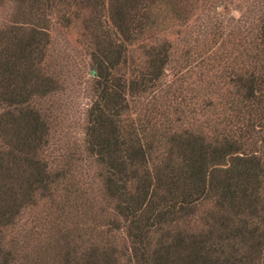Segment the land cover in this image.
Masks as SVG:
<instances>
[{
    "label": "trees",
    "instance_id": "16d2710c",
    "mask_svg": "<svg viewBox=\"0 0 264 264\" xmlns=\"http://www.w3.org/2000/svg\"><path fill=\"white\" fill-rule=\"evenodd\" d=\"M193 6L0 0V264H264V0L152 42ZM76 25L82 77L52 37ZM68 77L91 84L77 143Z\"/></svg>",
    "mask_w": 264,
    "mask_h": 264
},
{
    "label": "rangeland",
    "instance_id": "374dc122",
    "mask_svg": "<svg viewBox=\"0 0 264 264\" xmlns=\"http://www.w3.org/2000/svg\"><path fill=\"white\" fill-rule=\"evenodd\" d=\"M251 1L252 0H193L194 6L193 8H188L186 13L183 14V20L172 21L167 29L164 30V34H155L153 38H151V40L152 42H156L161 38L160 35H163L174 44H176L178 48H182L183 43L181 41L186 39L188 36L192 37L193 34L198 33L199 28L197 29V31L196 28L200 27L201 25L207 24L209 25L211 30L216 29L217 26L218 28L222 27L224 33L227 30L230 31L229 26H231L232 30L236 32L237 22H235L234 20H237V18L241 17V15H248L245 10L249 9L248 5L251 3ZM220 3H222L221 7L219 6ZM215 5L217 6L214 8ZM11 6L12 2H7L5 7L8 9H4L5 12L11 11ZM193 31L196 32L192 33ZM79 33L80 28L78 25L72 28L70 34L68 35L64 33V30L60 29V27L57 26L54 29L52 37L56 43H61L62 38L66 39L69 46L67 49L66 57L68 61H63L64 69L67 68L73 70L75 68L76 72H80L79 74H81L82 77L83 63L85 62L88 71L92 70V67L90 61L88 60V57L85 54L88 50V47H85L86 43L80 44L79 42H77H85V40L80 39ZM218 35L219 34H215V32L212 35H209V38L211 40L209 49H214L219 45L218 41L221 38ZM225 40L227 41V38L224 37V41ZM228 41L229 42L227 43L226 47L229 50L231 49V47H234L233 44H236L237 38L230 37ZM144 43H148V41H144ZM138 46L136 45L135 47H133V50H135L134 55L137 63L141 65L144 64L146 56L142 49H137ZM67 79H70L68 88L66 89V91L61 93L59 97H56V100L58 102V105L60 106L61 115L63 117L62 125L66 129L72 130L71 133L68 134V136L72 137L73 142L75 141L77 143V141L80 142L82 139V135H80L82 130L79 129L77 122L80 114L83 112L82 106L89 103L91 97V84L84 81L81 86L79 83V85L73 87L72 83L77 82V80L72 79V77H68ZM192 80L193 77L187 79V81L183 85V91L187 92V94L188 92H190Z\"/></svg>",
    "mask_w": 264,
    "mask_h": 264
}]
</instances>
